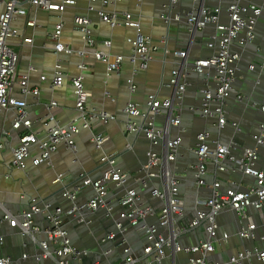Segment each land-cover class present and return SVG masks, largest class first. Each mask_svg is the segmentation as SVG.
<instances>
[{"label": "crops", "instance_id": "obj_1", "mask_svg": "<svg viewBox=\"0 0 264 264\" xmlns=\"http://www.w3.org/2000/svg\"><path fill=\"white\" fill-rule=\"evenodd\" d=\"M61 3L63 0H52ZM74 0L72 4H66L62 11L38 10L29 8L25 16H19L12 21V25L19 30L20 36L11 38L8 42L19 54L18 75L27 77L29 88H37L36 95L28 94L24 97L26 112L31 120L30 131L36 133L39 138L46 136V128L42 121L45 115V105L51 100L57 102L53 109L55 121L60 124L74 122L82 124L79 112L75 108V95L70 84V78L75 75L82 76V82L89 92L86 102V109L106 110L115 116V120L102 123L100 120H91L89 127H82L74 137L76 149L69 150L58 146L50 156V163L39 165L32 164V158L39 154L37 145L30 147V154L26 158V168L19 169L11 165V151L18 143V130L12 128L14 111L2 112L0 117V204L12 213L20 212L28 207L31 198H39L52 205H59L64 210L70 206V202L64 199L61 194L63 187L71 188L78 180L80 172L87 173L91 177H98L105 164L101 161L102 156L113 154L114 165L128 173V177L122 186H115L109 182L108 194L117 199L125 191L126 187L135 188L140 196V202L150 205L154 209V215H149L145 223L157 224L162 202L152 196L150 189L143 188L136 180L141 173V167L146 161V151L150 148L148 139L142 132H128L125 123L136 121L141 123L139 118H128L123 108L128 102L144 106L148 94H155L156 98L173 99V114L180 115L178 127H172L170 135L180 136V145L177 148L176 158L171 162L173 172L179 176V197L182 200L184 216L173 224L178 225L191 218L194 214L195 198H207L210 195L208 186L199 187L195 183L193 165L196 164V155L190 151L195 147L196 133L203 130L210 131L208 146L213 148L212 140L221 144H227L233 140L239 146L234 151L240 156L243 147L254 146L252 135L256 132L260 123H264V112L260 106H264V10L258 16L255 26L254 39L247 44H239V37L230 43V50L239 55L237 61L236 78L232 83L231 93L224 102L226 110V124L218 129L214 126L213 117H201L189 111L192 106H199L202 102L201 89L209 85L214 86L213 81L205 82L193 71L184 73L179 67L189 65L196 59L206 58L212 54V50L206 46L210 37L215 34V28L211 25L202 29L190 32L186 22L183 20V13L197 3L191 0H177L168 10L164 5L167 0ZM264 0H242L243 4L257 5ZM206 6L221 7L220 21L226 22L227 15L225 8L230 0H200ZM0 6V11L2 10ZM105 12H129L133 20L138 21L142 33L150 36L159 47L151 52V60L144 70L134 71L137 63L130 60V46L126 39L133 36L135 30L124 25L111 27L100 20L98 11ZM179 13L182 19L171 20L166 23L161 14ZM87 16L90 20L92 35L95 43L89 47L81 38V35L73 22L74 16ZM32 19L36 26H27L26 21ZM62 20L64 25L61 29L58 41L69 46L71 53L55 52L56 41L51 39V33L55 24ZM23 37H30V42H24ZM111 41L109 48L103 45V40ZM164 48L171 50H185V58L174 54H165ZM94 50H103L111 56L116 53L123 55V62L118 72L106 75L104 64L96 60ZM59 64L64 74L60 86L51 84L55 64ZM85 64L84 69L77 68V64ZM253 65V68L249 66ZM180 70L179 81L186 86L179 99H176L172 86L168 84L171 71ZM44 75L46 78L41 79ZM131 83L135 89L130 90ZM185 85V84H184ZM12 94L20 97L19 84L16 81L12 87ZM237 95L245 96L243 101L237 99ZM252 103L255 105L252 106ZM168 115L165 112L154 118L156 126H163L167 122ZM237 123L238 128L232 125ZM97 133L106 135V140L100 149L94 148L92 136ZM155 152L162 153V145L151 147ZM256 166L264 168V145L256 148ZM206 182L213 180L220 182V188L231 187L234 183L246 186L253 183L250 176L243 175L239 171L216 170L213 162L208 159L206 162ZM59 176V180L56 178ZM158 185V182H153ZM91 194L89 188L77 194V201H85ZM23 196V197H21ZM114 199V200H115ZM119 206L114 207L111 218L104 217V210L98 209L95 212L83 211L84 221L74 220L67 217L64 220V228L67 230L71 242L80 249L88 250L89 253L81 258L82 264H118L122 256V245L119 239L101 244L99 238L106 232L114 230L113 221L117 219ZM246 217L237 223L236 215L226 210L216 217L218 234L227 232L228 238L216 245L215 252L209 256L210 259L226 260L230 254L236 253L245 248H252V245L264 249V210L262 212L252 207L245 210ZM1 215V208H0ZM35 221L41 227L47 225L42 216H35ZM247 222H253L254 239L246 240L237 235V230ZM126 230L123 236L126 243L131 246L134 252L140 253L145 243V233L140 226H130L125 221ZM163 235L169 233V227L159 228ZM0 234L4 235V245L0 247L1 255L16 256L21 251L20 237L17 229L0 223ZM206 238L203 225L197 226L190 232L178 236L180 245H190L198 240ZM99 242V243H98ZM112 251L100 258L99 252L106 247ZM188 255L179 251L169 252L161 264H189ZM252 264H264L257 260H251ZM26 264H30L28 261ZM75 264V263H74Z\"/></svg>", "mask_w": 264, "mask_h": 264}, {"label": "built area", "instance_id": "obj_2", "mask_svg": "<svg viewBox=\"0 0 264 264\" xmlns=\"http://www.w3.org/2000/svg\"><path fill=\"white\" fill-rule=\"evenodd\" d=\"M177 0H167L164 5L168 10ZM197 3L189 10L185 11L183 20L189 27L190 32L202 29L209 25L215 28V34L212 35L206 46L213 52L206 58L196 59L189 65H182L179 68L187 73L193 71L199 78L207 81H213L214 86L209 85L201 89L202 102L199 106H192L189 111L201 117H213L214 126L221 129L226 124V110L224 102L230 95L232 83L236 78L237 61L239 55L230 50V43L237 38L240 32L243 35L239 37V44H247L255 37L254 26L258 16L264 10V1L257 5L243 4L242 0H230L225 11L227 21H220L221 7L206 6L200 0H191ZM220 1V0H218ZM74 0H63L61 3L52 0H0V117L2 112L13 110L14 117L12 128L18 130L17 145L11 151V165L13 167L26 168V158L30 154V147L37 145L39 154L32 158L33 165L42 163L49 164L51 154L58 146H63L69 150H75L76 144L74 137L80 132L82 127H89L91 120H100L107 124L115 120V116L106 110L90 109L85 105L89 92L85 89L82 76L75 75L70 78V84L73 87L75 95V108L79 112L82 124L78 125L76 120L68 124H60L55 121L52 114L57 106L55 100H51L45 105V115L43 125L46 128V136L39 138L36 133L30 131L31 120L26 112V102L24 97L28 94L36 95L38 89L29 88L26 76L18 75L19 54L9 44L13 37L20 36L19 30L12 25V21L19 16H25L29 8L38 10H56L62 11L66 4H72ZM105 4L106 1L104 0ZM101 21L111 27L124 25L135 30L133 36H129L126 41L130 48V60L137 63L133 67L134 71L144 70L151 60V52L155 51L159 44L153 42L152 38L140 30L138 21L133 20L129 12H105L98 11ZM161 18L170 23L171 20L179 21L181 14L169 12L162 13ZM73 22L78 29L81 38L89 46L93 47L95 40L90 27V20L87 16H74ZM27 26H36L34 20L26 21ZM64 25L59 20L51 33V39L56 41L55 52L71 53L68 45L58 41L61 29ZM24 42H30V37H23ZM103 45L110 47L111 41L103 40ZM264 55V47L262 48ZM165 54H174L182 57L186 54L185 50H171L164 48ZM94 58L101 61L105 66L106 75L118 72L123 62V55L116 53L111 56L103 50H94ZM83 63L77 64V68L84 69ZM253 68V65L249 66ZM202 75V76H200ZM45 79L44 75L40 76ZM180 70L173 69L168 81L175 92L174 96L179 99L186 86L182 84ZM64 74L60 65L55 64L51 84L60 86L63 82ZM207 80V81H206ZM19 84V95L12 94V87L15 82ZM133 83L130 90H134ZM246 97L237 95V99L243 101ZM173 99H158L155 94H148L144 106L128 102L123 108V112L128 118H139L141 123L128 121L125 128L128 132H142L149 141L150 148L146 151V161L141 167L140 176L136 178L137 182L143 187L150 189L152 196L162 202L157 224L145 223L149 215H154V209L150 205H144L140 202V196L135 188L126 187L122 195L117 199L108 194V183L113 182L115 186H122L128 177V173L114 165V156L109 154L102 156L101 161L105 164L101 174L98 177H91L87 173L80 172L77 182L71 187H63L62 197L70 202L67 209L59 205H52L51 202L39 198H31L28 207L20 212L12 213L0 204L1 215L0 223L17 229L20 237L21 251L18 255H1L0 264H82L81 258L86 256L89 251L80 249L74 245L64 228V220L70 217L74 220L84 221L83 211L95 212L98 209L104 210V217L111 218L114 207L119 206L117 219L113 221L114 230L106 232L99 238L101 244L112 242L119 239L122 245V256L118 264H161L163 258L169 252H183L188 255L189 264H252L251 260H257L264 263V249L255 245L252 248H245L236 253L230 254L226 260L210 259L215 252L216 245L228 238L227 232L218 234V224L216 217L229 210L236 215L237 223L246 217L245 210L252 207L257 211L264 210V168L256 166L258 146L264 145V123H260L256 132L252 135L254 146L243 147L241 155L236 156L234 151L239 150V146L233 140L227 144H221L212 140L213 148L208 146L207 140L210 139V131L201 130L196 133L195 147L190 151L196 155L197 162L192 167L194 169L195 183L197 186H208L210 195L207 198H195V210L191 218L184 222L174 225L173 221L181 219L184 216L182 200L179 197V176L172 168L171 162L176 158L177 148L180 145V136L170 135L172 127H178L180 124V115L173 114ZM255 104L252 103V106ZM264 112V106H260ZM165 112L168 115L167 122L159 127L154 124L156 115ZM232 125L238 128L237 123L232 121ZM106 135L97 133L92 136L94 148L100 149ZM162 145V153L151 149L153 146ZM2 144L0 143V148ZM210 159L215 165L216 170L239 171L243 175L252 177L253 183L241 186L234 183L231 187L221 189L220 182L213 180L207 183L205 176L207 174L206 162ZM59 176L56 181L59 180ZM158 182V185L153 182ZM89 188L91 194L85 201L78 202L77 194L84 189ZM23 197V196H21ZM115 199V200H114ZM35 216H42L47 225L41 227L35 221ZM127 222L130 226H140L145 233V243L140 253L133 251L131 246L126 243L123 234L126 230ZM203 225L206 238L200 239L197 243L190 245H180L177 241L178 236ZM169 227V233L163 235L159 228ZM256 225L253 222H247L237 230L240 238L254 239V229ZM264 238V237H262ZM4 235L0 234V247L4 245ZM98 242V243H99ZM112 251L111 247H106L99 252L100 258L106 256Z\"/></svg>", "mask_w": 264, "mask_h": 264}, {"label": "water", "instance_id": "obj_3", "mask_svg": "<svg viewBox=\"0 0 264 264\" xmlns=\"http://www.w3.org/2000/svg\"><path fill=\"white\" fill-rule=\"evenodd\" d=\"M188 29H189V27H187ZM200 76H202V75H200Z\"/></svg>", "mask_w": 264, "mask_h": 264}]
</instances>
